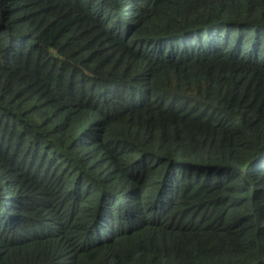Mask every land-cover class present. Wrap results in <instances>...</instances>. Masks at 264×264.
<instances>
[{
	"label": "trees",
	"instance_id": "16d2710c",
	"mask_svg": "<svg viewBox=\"0 0 264 264\" xmlns=\"http://www.w3.org/2000/svg\"><path fill=\"white\" fill-rule=\"evenodd\" d=\"M0 264H264V0H0Z\"/></svg>",
	"mask_w": 264,
	"mask_h": 264
}]
</instances>
